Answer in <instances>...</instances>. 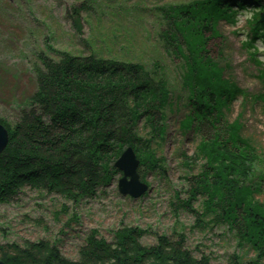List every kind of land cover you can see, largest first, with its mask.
I'll list each match as a JSON object with an SVG mask.
<instances>
[{"label":"trees","instance_id":"trees-1","mask_svg":"<svg viewBox=\"0 0 264 264\" xmlns=\"http://www.w3.org/2000/svg\"><path fill=\"white\" fill-rule=\"evenodd\" d=\"M170 1L175 2L162 10L169 24L160 39L166 55L181 57L183 101L171 98L158 60L148 69L94 55H55L49 49L53 57L39 55L34 70L37 89L29 107L20 112L13 126L0 122L8 131V143L0 155V205L28 188L71 202L93 198L100 187L123 176L114 162L126 148L133 150L139 167H154V150L163 145L169 120L177 116L183 138L190 141L194 137L199 142L191 160L182 156L181 161L203 159L198 171L183 175L188 199L182 201L174 195L178 206L196 219L192 230H221L222 234L216 235L219 242L234 246L235 251L218 264H264V170L253 161L255 156L249 157L250 143L242 139L241 126L236 123L231 127L226 119L232 103L240 97L231 61L224 51L212 58L207 50L208 42L218 36V22L236 23L245 11L257 10L249 22L252 39L264 37L258 14L264 10V1ZM81 11L82 7L74 8L71 14L79 32ZM245 45L252 49L249 43ZM257 99L264 100L263 95ZM199 198L200 211H192L189 206ZM113 234L111 242L90 234L75 262L63 258L54 243L44 240L21 247L0 246V261L213 264L209 256L193 257L184 234L173 238L157 235L151 247L140 242L147 235L141 229L122 227Z\"/></svg>","mask_w":264,"mask_h":264},{"label":"rangeland","instance_id":"rangeland-1","mask_svg":"<svg viewBox=\"0 0 264 264\" xmlns=\"http://www.w3.org/2000/svg\"><path fill=\"white\" fill-rule=\"evenodd\" d=\"M174 2L0 0V122L13 126L20 112L29 107L27 103L37 89L34 70L39 64V55L53 57L49 49L55 55L65 52L74 57L94 55L134 62L148 69L158 60L164 67L171 98L183 101L181 57L166 55L160 39L169 24L162 10ZM81 7L79 32L71 14L74 8ZM253 14L252 10L240 13L236 23L220 20L216 27L218 36L208 42L207 50L212 58L224 51L231 61L230 70L240 97L232 103L226 119L231 127L236 123L241 126L242 139L250 143L249 157L255 156L253 161L264 170V100L257 99L264 94V78L260 67L250 62V52L244 49ZM256 45L258 59L264 65V42L258 41ZM184 96L185 102L187 95ZM177 118L169 120L165 141L154 150L157 160L154 167H139L136 158L137 178L147 188L143 196L137 200L122 196L118 190L120 177L100 187L93 198L77 202L43 191L22 189L11 202L0 205V246L21 247L27 242L44 240L54 243L63 258L75 262L86 238L93 232L111 242L117 229L131 226L147 232L140 240L145 247L154 245L157 235L173 238L184 234L186 247L194 258L209 256L213 264L222 263L235 251L234 246L219 242L216 235H221V230L211 233L192 230L196 219L191 212L180 208L179 200L174 198L177 194L182 201L188 199L183 175L198 171L203 164V159L181 161L182 156L191 160L199 142L194 137L190 141L183 138L178 132ZM201 201L199 198L189 208L199 212Z\"/></svg>","mask_w":264,"mask_h":264},{"label":"water","instance_id":"water-1","mask_svg":"<svg viewBox=\"0 0 264 264\" xmlns=\"http://www.w3.org/2000/svg\"><path fill=\"white\" fill-rule=\"evenodd\" d=\"M261 22L264 21V15H261ZM8 135L7 130L4 129L0 125V155L4 152V148L8 143ZM138 160L136 156H134L133 150L131 148H127L125 152H123L116 162L115 167L123 172V177L120 179L118 184V190L122 196H130L134 200H137L139 197L143 196L147 188L139 182L137 178L136 170H137ZM129 180H127V178ZM0 264H4L0 261Z\"/></svg>","mask_w":264,"mask_h":264}]
</instances>
